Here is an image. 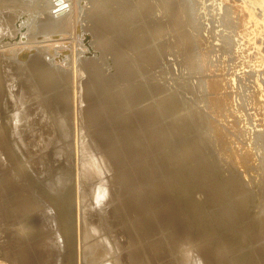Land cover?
Wrapping results in <instances>:
<instances>
[{
  "label": "rangeland",
  "instance_id": "obj_1",
  "mask_svg": "<svg viewBox=\"0 0 264 264\" xmlns=\"http://www.w3.org/2000/svg\"><path fill=\"white\" fill-rule=\"evenodd\" d=\"M81 1L83 0H67L66 4L74 7V13L70 16V18H68V20L64 22L61 30L64 29L63 26L69 21V19L71 22V29L75 23L77 24L79 22L83 23V25L85 26H88L90 24L89 23L90 16L88 15L91 14V12L93 13L97 9H100L93 3L92 0H90L91 3L89 5L90 6L89 9H92V11L88 10V12H86V8L81 4ZM182 1L180 2V0L179 1L177 0V2L175 3L174 0L173 1L169 0V2H167V4H169L168 6L169 8L170 6H175V8L173 7L170 9L168 8L169 11L171 10V12H173L175 11V9L176 11L183 10L182 12L180 11L182 14H176V15L162 14L161 12L160 14H158L159 12L157 11L156 12L157 14H151V16L148 17V18L153 17L154 19L156 17L155 21L158 20L160 21L158 28L159 34L156 36V38L154 37L151 38V40L154 39L153 41H150L148 39L147 45L143 46V47H149V46L154 47V53L152 54V57H150L149 52H147L146 54L143 52L139 54L137 53L138 56L136 57H138V60H135V62L141 63V65H143L142 67H145L143 73L144 76L143 75L141 76V74L138 72L133 74L134 76L132 81L135 83V86H137V89L135 91H132V94L133 92H137L138 96L131 95L132 96L131 97L130 94L121 91L122 93H120V96L117 97L114 94L115 93L114 90L117 87V85L121 84L122 82L119 83L115 81L112 82L109 81V82H102L101 84L99 82H95V85L94 84L92 85L90 84L91 82H89L88 79H86L85 81L86 78L85 75L88 74L85 71L86 72V73L84 72L85 75H82V77L80 75L78 77L79 79L78 82H80L82 78H83L82 80L84 81V82L81 81L82 83L80 82L81 84L77 86L79 89L78 88L75 89L76 82L74 83V91L76 92V93L74 92L75 94L74 96L75 98L77 97L79 99L74 100L75 104H73L70 107L62 108L60 104V100L55 99L57 98V96L54 95L53 91H51L52 93L51 95L49 90L47 92L46 91L43 92L45 93L43 94L44 97L47 95L45 98L42 96L41 93L37 91L35 93L36 95L34 93L28 94L26 96V99L28 100L22 99L23 97L21 96L22 101L20 99L19 103L17 104L15 101L16 107L14 109L17 110L18 108L19 110H22V113L23 111L24 112L26 111L27 113V114L23 113L24 116L22 117V121L24 122H22L21 120L10 122V120H8L9 118L5 116L6 113L8 112V106H6L7 108L6 112L1 111L2 108H0V123L3 122V118L4 120L6 119L9 122V126L7 127V129L3 128V126H0V134L3 136V139L0 138V199H1L0 200V220H1L0 221V261H1L0 264H131V262L132 264L135 263L136 264H167V263L168 264H231V262L235 258H237L238 255L244 256L246 257V259L250 258L248 259V264H258V262L259 264L261 263L264 264V261H261L264 260V258L260 259L262 253L258 250L259 248L264 247V235H262L264 234L262 233L264 232V230H262L261 228L262 226H264V223H262L264 222L262 221L264 220V218L262 219L260 218V217H264V213H262L264 212V201L261 202V200H264L262 199V195H264L262 194L264 193V191L262 190L264 189H261L264 188V186H261L264 185V182H261L262 180H264V177H261L264 176V174H262L264 173L262 172L264 170L260 171L261 169H264V167H262L264 166V164H262L264 163V156H262L264 155V103L260 104V102H264V62H262L264 61V14H261L264 13V9L260 8V6L258 5L251 4V6H249V9H253V10H250L251 14L249 15L246 14L247 16H249L246 17L243 11L244 9H246V7H248L249 0H245V1L244 0H239V1L238 0H216V1L186 0L185 2L187 4H185L184 1L183 2ZM95 3L98 4L99 6V2L97 0ZM180 3L181 4L184 3L185 5L182 4L183 6H181L182 8H180ZM243 3H245V5ZM220 4L222 7L220 6ZM43 7H45V3H43L42 0H0V15L19 14L23 18H27L26 29L28 30V34H30V38H27V41L31 44L33 40H35V38H32L33 35L34 36L46 35L45 33L52 31L49 29L40 28V25L47 20L46 17L47 14L44 11L45 8ZM183 7L184 9L188 8L189 10L186 9L184 11ZM255 12L257 14H255ZM258 13H260L262 17L260 16V14L258 15ZM257 16L259 17V19L261 17L259 22ZM242 18L244 22L242 21ZM152 19L150 20L153 21L154 19L153 20ZM255 20L258 23H262V25L260 24L262 28L258 23L256 24ZM249 26L256 29L252 30ZM246 30L249 33V37H247L248 33L246 32ZM251 32L253 34L255 33V35H253ZM1 34L2 33H0V35ZM70 34L71 33L64 34V36L68 37L70 36ZM17 36L18 34L15 35L12 39L19 40V36L18 38ZM83 36H84L83 34L79 35V41H80L79 44L85 42L84 41L85 38ZM244 36L247 37V40L246 37ZM251 36L252 39L250 43ZM253 37L255 40L257 39V41H255ZM5 39H7V37H3V39L0 40L5 41ZM91 39L92 36L90 35L89 37L86 38V42L88 41L91 42L90 41ZM253 43H255L254 44L256 45L255 47ZM85 47L86 48H79V46H77V49H80L79 51L83 52L84 56L85 55L86 57L89 56V58H92L94 62H96L97 64L99 63L98 67L97 66H94L95 68L91 67L90 71H92V73L101 70L103 72L105 71L106 74H112L116 71L117 62H115L116 60L111 53L108 52L110 54L109 55L107 51H104V49L101 50L99 48V45L94 46L92 45V43H90V47L88 46ZM189 47L191 48L189 49ZM7 57L8 56H6V59ZM195 57H198L200 59ZM9 58H11L12 60L9 61ZM14 60L16 59H13L12 57H8L7 62L8 63L10 62L11 64L12 61L13 62L12 65H15V62L16 64L21 63L17 60L16 61ZM24 62L26 61H23V63ZM137 63L133 68H131L132 70H135L138 65L141 66L140 64ZM145 63H147L149 66ZM196 63L199 68L195 66ZM198 63H200V65ZM93 65L96 64L94 63ZM112 66L114 69L112 68ZM62 67H65V69ZM62 67L58 65L56 66L55 64L52 65L51 63H49V65L43 64L42 66H40V68L43 70V78L46 84L48 85V87L58 86V85H62L64 87L65 85L67 86V90H66L67 94H70L72 93L70 87V81H69L71 78L68 80L65 78H68V76L73 75L75 72H77V70L73 73L72 66L70 67L62 66ZM146 69L148 72L146 71ZM25 71L28 72V74ZM18 72L20 73V76L17 75ZM3 73L4 72L0 70V78L3 82V87L0 88V95L1 93H4L6 89L5 86L7 83H8L7 85H10L11 88H13L15 85L20 83L21 80L22 82L20 84H23L26 80L30 82L31 80H33V75H31L32 73L29 71L28 68H26L24 72L23 70L19 71L16 68V70L11 75L12 78L11 77H10L11 79L9 78L10 80L7 79V76H5V74ZM145 73H147V75H145ZM151 73L154 74L148 75ZM200 73H202L203 75ZM14 75H16L15 77L17 78L13 77ZM4 76L6 77L7 80H9L7 81V83ZM30 77L32 79H30ZM15 79L17 81L16 82L17 84L15 83ZM214 79L216 80L227 79V80L224 81L226 83L222 81L225 85L222 84L220 90L218 88L216 89V87L214 89V85L211 83V80ZM202 80L204 81L202 82ZM145 82L146 84H144ZM20 84H18L14 88L18 87ZM96 84L98 86H102V90H103L98 94H96L94 91L96 88ZM156 84L158 86L157 91H155V89L151 90L152 92L150 90H146L149 86L151 85L156 86ZM58 89L62 90L61 86H58ZM80 90L82 91V93L80 92ZM19 92H21V90H19ZM78 93L80 94L78 95ZM23 94L24 92L22 91V95ZM210 95L211 97H209ZM53 96L54 98H52L53 99L52 100L51 97ZM80 96L82 98V101L80 100ZM82 96L85 98V100ZM215 96L216 98H214ZM220 96H224L225 98L229 99L230 103L227 105L229 106L228 107L229 109L226 108L228 109L226 110L228 112L223 111L224 113L217 114V107H215L217 105L216 99H218ZM211 98L214 101L213 105L211 103L212 102ZM14 99L17 100V98L15 97ZM45 99H48V101H50L51 104L50 106H48L49 105L48 101ZM34 100L37 101L36 104L40 103L36 106L37 108L35 107L36 104ZM29 101H31V103ZM99 101L100 103L101 102L104 103L105 106L101 107L102 105L99 103ZM232 101L235 103H233ZM256 101L258 103H256ZM209 103L213 106L212 108H210L211 105ZM214 103L216 105H214ZM11 104L12 103L9 102L8 105L11 106ZM41 104H45V106ZM79 105H81L80 108ZM18 106L22 109H20ZM24 106H27L29 109L27 107L23 109ZM39 106L42 107L44 106L43 107L44 109L41 107L40 112H36V110L39 111L40 108ZM46 107L49 110L52 107L51 111H48ZM86 107L87 109H85ZM204 107H206L205 110L203 109ZM96 108L97 110L98 108H100L101 111H105V114L107 115H102V117H100V119L97 122L96 120L93 119L95 122L94 123L92 122V117L94 118L96 113L100 111L98 110L96 112ZM46 109L48 114L51 115V118L48 114L45 113ZM84 110H86L87 114H89L88 116L85 113H83L84 115L82 116V112H84ZM41 112L45 114L44 115L45 117L48 116L49 119L42 116ZM225 112L226 113L231 112L230 113L231 115H228ZM36 113L37 115L40 114L39 115L40 118L32 117V115L34 116L36 115ZM54 113H56V115ZM222 114L224 116L221 117ZM26 115L29 117H27ZM217 115H220L219 116L220 118H218ZM30 116L33 119L35 118V120L37 121L34 122L35 124H30L31 123ZM23 118L26 120H24ZM86 118L88 119L91 118V120H88L90 121L89 123L86 122L87 121ZM119 118H121V120L123 121H121ZM27 119H29L28 120L29 122L27 121ZM33 119L31 121H34ZM118 119L119 122H117ZM200 120L204 124H202ZM219 120L220 122H218ZM53 121L56 122H54L53 124L52 123ZM16 122L19 125L21 123L20 127H18L19 125L16 124ZM27 122L29 125L27 124ZM223 122H225V125ZM12 123H14V125ZM46 123H49L48 125L50 126L47 125L44 126ZM51 123L53 124V126H51ZM86 123L87 124L91 123L92 124L90 125L91 127ZM58 124L59 125L61 124L63 128H66V130H68L67 128L72 126L70 127L72 128V131L62 135L61 133L62 129L61 127L59 128V126H57ZM24 127H26L27 129ZM43 127H48L45 128L48 131H50L49 128L52 127L50 128L52 132H55L56 130L55 133L51 134V136H56L51 138L52 142L51 139L50 141L49 140L44 141L43 139L40 138L41 135H44L43 133L47 131ZM120 127L122 128L120 129ZM19 128L20 129L24 128V129L20 130ZM38 128L40 129L39 131L40 133H38L37 131ZM41 128L42 130L43 129L45 130V131L43 130V133H41L42 132ZM102 128L104 129V132ZM243 128H244V132L246 129L247 131L249 130L247 132L248 134L242 133L243 131L241 132ZM16 131L18 135L17 133H15ZM105 131H107L106 135L108 133L107 138L105 137L106 136L105 134L104 135L101 134L102 132L105 133ZM220 132L222 134H220ZM215 133L217 134L219 133L220 136L226 134L224 137L222 136V138H225L227 136L229 139H231L232 142L234 141L235 143L234 142L233 143L235 150L238 148L246 149L248 147L249 150L251 151V155L255 156V157L253 156L254 161L252 165L254 164L256 166L257 164L261 163V165H259L261 169L258 165H257L258 167L257 166L255 167L253 165L248 169L246 168V171H248V175L246 174L247 172L243 174V172L245 171L244 168L242 169L241 166L237 167L236 164L231 162L232 161L231 152H228V154L226 152L227 151L226 148L229 144L227 145L225 144V141H221L220 140L221 137L219 136V134L216 136ZM252 133L253 134L255 133L254 134L255 136ZM37 134L40 136L38 137ZM89 134L90 136H88ZM243 134L245 135L243 136ZM36 135L38 138H36ZM246 135L247 136L249 135L250 140L246 138L247 137ZM14 136L15 139H13ZM91 136L95 137L94 139L95 140L97 139V141L91 139L90 138ZM218 136L220 137L219 139ZM17 137L19 139H17ZM213 137H216V139L213 140ZM23 138L27 140L26 141L27 143L24 142L23 144L24 141ZM54 138L56 139V141H54L55 140ZM87 138H90L91 141ZM253 138L256 140H254ZM20 139L23 141H21ZM247 139L248 142L250 141L249 143L248 142L246 143ZM92 140L94 141L93 143ZM219 144L220 146H218ZM246 145H250V146L246 147ZM242 146H245L246 148ZM6 149H8L9 154H7ZM189 149H192L193 153ZM111 150H116V152L118 151L117 154L119 155V158L115 165H113V163H111L108 159L107 161L104 159V162L106 161L105 163L102 162L103 161L102 158L105 157L103 153L105 154V152ZM183 151L184 152L188 151L187 152L188 156ZM220 151L222 152L220 153ZM224 151L226 152V154H224ZM190 152H191L190 155L191 157L188 154ZM237 152H239V150ZM101 155H103V157ZM219 155L221 156V158ZM100 157L102 160H100ZM183 161L185 162V164ZM255 161L257 164H255ZM107 162L108 165H106ZM252 167L254 168L255 171L253 170ZM240 171H241V175H239ZM128 175L131 177V181L125 182V176ZM257 175L260 177L258 178ZM183 176L188 177V181L190 182V186H189L190 188H188V190L189 191L191 190L190 192L192 193V197L194 199H199L198 201H200V199H204L205 190H207L209 187H212V185L223 186L225 183H228L226 182L227 178L228 180H232V181L234 180V183H236L235 180H237V183L235 184L236 185L235 190H231L229 188V185L232 184L231 182L229 184H225L224 185L225 189L223 191V196L225 195L224 197L222 196L221 198H219V200L217 201L215 200L209 205L202 204L201 207L202 209L199 208L196 212L193 211L190 214L188 211L185 210V204L187 205V203L184 204V202L181 200L182 198H180V196L182 197L183 195L181 190H178L177 188V186L179 187L180 180L184 178ZM10 179L14 181L16 186L15 185L13 186ZM121 180L124 181L122 182ZM161 180L163 181L165 180V181L161 182ZM250 180L251 182L253 181L254 183L253 182L251 183ZM169 181L171 182L169 183ZM248 181L249 183L248 185H246L247 184L246 182ZM244 184L246 185V187ZM256 186L258 188L261 186V188L258 189ZM249 187H251L252 190H249L250 189ZM131 189H134L136 194H138L140 197L147 196L148 198H150L149 194H151L152 192L154 195V191L157 194L166 195L167 196L166 199L163 197L162 199L159 198V200L156 203L165 204L166 206H172L173 209H177L179 211V217L173 218L172 215H170V212L168 210H165L163 212L169 215L170 222L169 221H167L166 223L163 222V224L157 223L158 226L157 228H154L153 230L154 232L153 231L148 232L146 230V226L144 223V219H145L144 215L137 207L132 208V206L130 205L131 199L128 200L129 198L128 195ZM253 189L255 192L254 194H252ZM260 189L262 193L259 191ZM255 190H258L260 193L258 191L256 192ZM134 191H131L130 193L135 194ZM163 191L166 194L163 193ZM28 193L35 198H32ZM246 193L248 195L250 194L249 196L248 195L245 196L247 198L243 196V194L246 195ZM251 194L254 196L251 197L252 196ZM258 194L260 195L262 194V195L260 196ZM13 195L16 197L15 199H17L18 196H20L21 200H22L21 196L25 195L23 200L28 201V202L24 201L25 204L28 203L25 205V207H27V205L29 206L30 204L33 206L32 207L30 205V207H27L31 209L33 208L32 209L33 212L30 211V215L28 216V218L24 216L25 215L24 211L23 213H21L22 212L21 210L25 208L23 206V202L21 203L22 205L19 206L20 203L19 201L18 203L19 207L17 206V203H15V200L14 203L12 202L14 199V197H12ZM240 195L243 197L241 198ZM257 195L260 196L261 198L257 197ZM26 197L27 198L31 197L30 198L31 203L28 200L29 198L26 199ZM250 197L255 200H251ZM148 198L147 200H149ZM257 198H259V200ZM32 199L33 202L35 201L33 204H32ZM245 199L246 200L250 199L253 204L250 202V200L248 202ZM18 200L19 198L17 199V202ZM239 200L246 201L247 205L246 203L243 204ZM238 201H239L238 203L239 205H234ZM11 202H12V206L10 204ZM157 204L155 203L152 204V208L160 207L159 205L156 206ZM176 204L178 205L176 206ZM181 204L183 206H181ZM228 205L230 207H228ZM252 205L253 207H251ZM36 207L38 208L36 209ZM61 207L63 208L60 209ZM177 207H179L181 210ZM224 209L225 211L230 210L232 213L236 215V218L234 219L230 218L228 221L223 220L222 223L229 224L230 225L229 228L232 227L235 229L238 228L237 230L240 233L241 240L240 243H238L236 246L241 244L242 245L238 247L234 246V248H238V249H233L234 251L232 250L231 253L232 257L217 258L216 254L217 255L219 254L218 251L209 252L207 249L209 247L208 245L210 238H206L205 236L197 232L198 234L197 233L193 234L195 238L192 237L193 238L192 240L190 235L188 234L189 225L190 222H192L193 220H198L205 215L208 214L210 216H212L211 214L219 215L218 214L219 211L222 210L221 213H223ZM61 211L64 212L62 217L60 215ZM241 211H245V213L244 215L240 214L241 216L240 217L238 212L240 213ZM256 211H258L262 216H260L259 213L256 215L257 213ZM184 212H185V217L187 214L190 217L187 215V217L189 218L187 217L185 218L183 214ZM154 215L158 216L159 212H156ZM151 217L153 218V215ZM260 220L262 222H260ZM185 223L187 224L186 226ZM83 225L85 226L84 228L88 230L87 233L88 237L86 238H83L82 236ZM259 225L261 226L259 227ZM180 227L181 229H179ZM223 230L219 232L222 233ZM256 230L257 232L255 233ZM174 232L175 233L179 232L178 235H180V237L177 234H175V236L177 235L181 241L176 240L178 239V237L176 236L177 237L176 238L174 235L173 236L175 237L176 241L173 240L172 233ZM219 232L214 233L212 237L215 236L214 238H216L217 236H220ZM244 232L247 233V234L245 233L246 236ZM171 237H172V241H171ZM89 240L92 241V242L90 241V243L93 245V248L95 249L94 251L95 255H89L88 257L82 259V257L84 256L83 253H81L82 252L81 250H83V246L86 244V241L89 242ZM177 241L178 243H176ZM83 242L85 243L84 245ZM40 243L46 247L47 252L46 250L39 252ZM175 243L176 245L177 244L178 245L174 246ZM25 246L30 249L32 248L33 250H29ZM34 246L36 247L37 250L34 248ZM23 247L25 248L23 249ZM78 248H80V250H78ZM25 249L29 250L31 253L36 250L37 254L39 253L41 254H39L38 256L35 255L36 258L31 260L30 258L26 257V255H24L26 251ZM35 252H33L32 254H35ZM78 252L80 253V255ZM203 252L204 254H202ZM42 254H44L43 256L45 257H41ZM132 255L133 257H131ZM37 258H39V260ZM127 258L130 259L128 260ZM231 258H233V260ZM146 260H148L147 263Z\"/></svg>",
  "mask_w": 264,
  "mask_h": 264
},
{
  "label": "bare ground",
  "instance_id": "obj_2",
  "mask_svg": "<svg viewBox=\"0 0 264 264\" xmlns=\"http://www.w3.org/2000/svg\"><path fill=\"white\" fill-rule=\"evenodd\" d=\"M43 1V3H45V7H43V8H45L44 9V11L46 12V17H47V20L43 23V24H41L40 25V28L41 29H43V28H45V29H49V30H52V31H50V32H48V33H45L46 35H41V36H39V35H36V36H34L33 35V37L32 38H35V40H33V42L30 44L28 41H27V38H30V34H28V30L26 29V24H27V18H23V17H21V15H16V14H2V15H0V33H2L1 35H0V39H3V37H7V39H5V41H1L0 40V63H1V66H0V70H2L4 73L3 74H5V76H7V79H9L10 77H11V75H12V73L16 70V68H17V70H19V71H22L23 70V72H24V70L26 69V68H28L29 69V71L32 73L31 75H33V80H31V82L30 81H28V80H26L23 84H20L21 82H22V80H21V82L20 83H18V84H20L18 87H16V88H14L15 86H17L18 84L16 83L17 81H16V79H15V83L17 84V85H13L12 87L13 88H11V86L10 85H7L8 83H7V81H9V80H7L6 79V77H5V80H6V86H5V91H4V93H1V95H0V108H2L1 109V111H7V108H6V106H8V112L6 113V115L5 116H7L8 118V120H10V122L12 121H19V120H21L22 121V117L24 116L23 115V113H26V111L24 112L23 111V113H22V110H19L18 108H17V110H15L14 108L16 107V104L17 103H19V101H20V99H21V96L23 97L22 99H25V100H28V99H26V96L28 95V94H30V93H36L37 91L39 92V93H41L42 94V96H43V94H45V93H43L44 91H49L50 93H51V91H53L54 92V95L55 96H57V98H55V99H57V100H60V104H61V107L62 108H66V107H70V106H72L73 104H75V102H74V100H76V99H79V98H75V94H74V83L76 82V85H75V89H77L78 87V85L79 84H81L82 82L81 81H83L82 79H81V83L80 82H78V77L81 75V77H82V75H85L84 74V72L86 71L88 74L87 75H85L86 76V78H85V81H86V79H88V81L89 82H91L90 84H94L95 85V82H99L100 84L102 83V82H109V81H115V82H122L121 84H119V85H117V87L115 88V90H114V94H115V96H117V97H119L120 96V93H122L121 91H123L124 93H127V94H130V96L132 95H137L138 96V93L137 92H133V94H132V91H135L136 89H137V86H135V83L132 81L133 80V74L134 73H136V72H138V73H140L141 74V76L143 75L144 76V70H145V67H142L143 65H141V63H137V62H135V60H138V57H136V56H138L137 55V53L139 54V53H147V52H149L150 53V57H152V54L154 53V47H152V46H149V47H143V46H145V45H147V43H148V39L150 40V41H153L154 39H152L151 40V38L152 37H154V38H156V36L159 34V30H158V28H159V23H160V21L158 20V21H155V19H156V17H155V19L153 18V17H151V18H148V17H150L151 16V14H157L156 12L158 11L159 13L158 14H160V12L162 13V14H182L181 12L183 11V10H180V11H176V9H175V11H173V12H171V10L169 11L168 10V6H169V4H167V2H169V0H97L98 2H99V6H98V4H96L95 2H96V0H92L93 1V3L97 6V7H99L100 9H97L95 12H91V14H89L88 16H90V18H89V25L88 26H85V25H83V23H75L73 26H72V29H71V22H70V19H69V21L63 26V28L64 29H62L61 30V28H62V25L64 24V22L66 21V20H68V18H70V16L74 13V7L73 6H69L68 4H66V2H67V0H42ZM173 1V0H172ZM179 1V0H178ZM182 0H180V2H181ZM184 1V3L185 4H187L185 1L186 0H183ZM182 1V2H183ZM204 1V0H203ZM216 1V0H215ZM239 1V0H238ZM245 1V0H244ZM174 2L176 3L177 2V0H174ZM190 2V1H189ZM242 2V1H241ZM90 3H91V1L90 0H83V1H81V4L86 8V12H88V10H90V11H92V9H89V5H90ZM184 3H182L183 5H185ZM222 3V2H221ZM224 3V2H223ZM181 3H180V8H182L181 6H183ZM225 4V3H224ZM244 5H245V3H243ZM242 4V5H243ZM249 5H248V7H246V9H244V11H243V13H244V15H249V14H251V11L250 10H253V9H249V6H251V4L252 5H258V6H260V8H262V9H264V0H249V3H248ZM199 5V4H198ZM197 5V6H198ZM247 5V4H246ZM188 6V5H187ZM220 6H221V4H220ZM175 8V6H170V8ZM186 7V6H185ZM222 7V6H221ZM244 7V6H243ZM254 7V6H253ZM257 7V6H256ZM169 8V9H170ZM200 8H202V7H200ZM183 9H184V7H183ZM186 9H188V8H186ZM186 9H184V11L186 10ZM195 9H196V7H195ZM204 9V8H203ZM243 9V8H242ZM257 9V8H256ZM178 10H179V8H178ZM189 10V9H188ZM258 10V9H257ZM216 11V10H215ZM239 11V10H238ZM261 11V10H260ZM184 13V12H183ZM150 14V15H149ZM255 14H257L256 12H255ZM260 13H258V15H259ZM261 14H264V13H261ZM261 14H260V16H261ZM175 15H174V17H175ZM246 15V17H249V16H247ZM254 15V14H253ZM253 15H252V17H253ZM152 16H154V15H152ZM166 17V16H165ZM170 17V16H169ZM244 17V16H243ZM258 17V16H257ZM262 17V16H261ZM261 17H260V19H261ZM154 20H153V19ZM150 19H152L153 21H151ZM178 19V18H177ZM245 19V18H244ZM255 19V18H254ZM259 17H258V22H259ZM172 20H173V18H172ZM256 20H257V18H256ZM256 20H255V22H256ZM178 21V20H177ZM176 21V22H177ZM242 21L244 22V20H243V18H242ZM249 21V20H248ZM248 21H247V23H248ZM181 22V21H180ZM250 22V21H249ZM251 22H252V20H251ZM258 22H256V24L258 23ZM245 24V23H244ZM259 25L261 24L262 25V23H258ZM177 25V24H176ZM246 25V24H245ZM250 25V24H249ZM260 25V26H261ZM251 26V25H250ZM249 26V27H250ZM253 26V25H252ZM255 26V25H254ZM259 26V27H260ZM247 28V27H246ZM252 30L253 29H256V28H252V27H250ZM258 28V27H257ZM261 28H262V26H261ZM69 29H71V30H69ZM242 29H243V27H242ZM245 29V28H244ZM247 30H249V29H247ZM246 30V32L248 33V31ZM251 31V30H250ZM258 31V30H257ZM242 32H243V30H242ZM255 32H256V30H255ZM260 32V31H259ZM69 33H71L70 34V36H68V37H70V38H68V37H65L64 36V34H69ZM246 33V34H247ZM252 33V32H251ZM251 33H250V35H251ZM262 33V32H261ZM18 34V36H19V40H13L12 38L15 36V35H17ZM81 34H83L84 36V38H85V42H82V43H80L79 44V35H81ZM253 34V33H252ZM49 35V36H48ZM92 36V39L90 40L91 42H86V38L87 37H89V36ZM248 35V36H247ZM246 36L247 37H249V33L247 34ZM253 35H255V33L253 34ZM18 36H17V38H18ZM246 36H244V37H246ZM261 36V35H260ZM74 37H75V40H74ZM247 37H246V40H247ZM16 38V37H15ZM14 38V39H15ZM16 38V39H17ZM73 38V39H72ZM239 38H241V37H239ZM236 39V38H235ZM237 39H238V37H237ZM251 39H252V36H251V38H250V43H251ZM253 39H254V37H253ZM245 40V41H246ZM255 40V39H254ZM254 40H252V41H254ZM249 41V40H248ZM247 41V42H248ZM255 41H257V39L255 40ZM243 42V41H242ZM260 42V41H259ZM90 43H92V45H94V46H97V45H99V48L101 49V50H103L104 49V51H107V53L109 52V53H111L113 56H114V58H115V62H117L116 63V71L114 72V73H112V74H106L105 73V71L103 72V71H101V70H98V71H96L95 73H92V71H90L91 70V67H94V66H97L98 67V65H99V63L97 64L96 62H94L93 60H92V58H89V56H87L86 57V55L84 56L83 55V52H81V51H79L80 49H77V46H79V48H86L85 46H88V47H90ZM237 43V42H236ZM153 44V43H152ZM245 44V43H244ZM255 43H253V45H254ZM149 45V44H148ZM251 45V44H250ZM252 45V46H253ZM235 46V45H234ZM256 45H254V47H255ZM241 47V46H240ZM248 47V46H247ZM251 47V46H250ZM191 47H189V49H190ZM237 48H238V46H237ZM257 48V47H256ZM244 49V48H243ZM247 49V48H246ZM255 49V48H254ZM157 50V49H156ZM140 51V52H139ZM159 51V50H158ZM236 51V50H235ZM243 51V50H242ZM247 51V50H246ZM253 51V50H252ZM251 51V52H252ZM124 52H126V53H124ZM161 52V51H160ZM188 52V51H187ZM201 52V51H200ZM204 52V51H203ZM108 53V54H109ZM193 53V52H192ZM249 53V52H248ZM253 53V52H252ZM160 54H162V53H160ZM110 55V54H109ZM156 55V54H155ZM189 55V54H188ZM247 55V54H246ZM6 56H8V57H12L13 59H16L17 61H19V62H21V63H17L16 64V62H15V65H12L13 64V62L11 61V64H10V62L8 63L7 62V60H8V57H7V59H6ZM196 56V55H195ZM245 56V55H244ZM250 57V56H249ZM146 58V57H145ZM144 58V59H145ZM195 58H198V57H195ZM254 58V57H253ZM111 59V58H110ZM142 59V58H141ZM198 59H200V58H198ZM249 59V58H248ZM262 59V58H261ZM10 60H12L11 58H9V61ZM16 60H14V61H16ZM143 60V59H142ZM160 60V59H159ZM23 61H26V62H24L23 63ZM113 61V60H112ZM112 61H111V63H112ZM144 61H146V60H144ZM196 61V60H195ZM248 61V60H247ZM246 61V62H247ZM260 61V60H259ZM45 62V63H44ZM51 63L52 65L53 64H55L56 66L58 65V66H60V67H62V66H72V72L74 73L76 70H77V72H75V73H77V74H73V75H70V76H68V78H65V79H70L69 81H70V87H71V90H72V93H70V94H67V92H66V90H67V86H65L64 85V87L62 86V85H58V86H61V89L62 90H60V89H58V86H51V87H48V85L46 84V82H45V80H44V78H43V70L40 68V66H42L43 64H48L49 65V63ZM129 63V65H128V63ZM143 62V61H142ZM152 62V61H151ZM201 62V61H200ZM262 62H264V61H262ZM96 64V65H93V64ZM136 63L137 64H140L141 66H137L136 67V69L135 70H132L131 68H133L135 65H136ZM154 63V62H153ZM152 63V64H153ZM158 63V62H157ZM251 63V62H250ZM259 63V62H258ZM145 64H147V63H145ZM199 65H200V63H198ZM203 64V63H202ZM205 64H207V63H205ZM261 64V63H260ZM148 65V64H147ZM246 65V64H245ZM249 65V64H248ZM255 65V64H254ZM108 66V65H107ZM114 66V65H113ZM113 66H112V68H113ZM149 66V65H148ZM196 67H198L197 66V63H196V65H195ZM202 66V65H201ZM241 66V65H240ZM130 67V68H129ZM188 67V66H187ZM254 67V66H253ZM62 68H64L65 69V67H62ZM66 68H68V67H66ZM95 68V67H94ZM192 68V67H191ZM199 68V67H198ZM203 68H205V67H203ZM15 69V70H14ZM68 69H70V68H68ZM100 69V68H99ZM114 69V68H113ZM150 69V68H149ZM206 69H207V67H206ZM196 70V69H195ZM146 71H147V69H146ZM150 71V70H149ZM200 71V70H199ZM207 71V70H206ZM206 71H204V72H206ZM26 72V71H25ZM61 72V71H60ZM85 72V73H86ZM109 72V71H108ZM148 72V71H147ZM201 72V71H200ZM19 73V72H18ZM17 73V75H19L20 76V73L18 74ZM27 74H28V72H26ZM62 73V72H61ZM64 73V72H63ZM16 74V73H15ZM24 74V73H23ZM26 74V75H27ZM30 74V73H29ZM65 74V73H64ZM154 74V73H153ZM152 73L151 74H148V75H153ZM200 74H202V73H200ZM206 74V73H205ZM145 75H147V73H145ZM203 75V74H202ZM207 75V74H206ZM211 75V74H210ZM217 75V74H216ZM16 75H14L13 77H15ZM136 76V75H135ZM220 76V75H219ZM66 77H67V75H66ZM224 77V76H223ZM15 78H17V77H15ZM23 78H24V75H23ZM29 78V77H28ZM28 78H26V79H28ZM76 78H77V80H76ZM206 78V77H205ZM208 78V77H207ZM218 78V77H217ZM22 79V78H21ZM30 79H32L31 77H30ZM110 79V80H109ZM135 79V78H134ZM223 79V78H222ZM220 80V79H214V80H211V83L214 85V89H215V87H216V89L218 88V89H220L221 90V86H222V84L223 85H225L224 83H226V82H224V81H226V80ZM13 80V79H12ZM76 80V81H75ZM91 80V81H90ZM140 80V79H139ZM144 80V79H143ZM250 80V79H249ZM34 81V82H33ZM204 80H202V82H203ZM210 81V80H209ZM215 81V82H214ZM224 83H223V82ZM234 81V80H233ZM10 82H12V81H10ZM84 82V81H83ZM88 82V83H89ZM198 82V81H197ZM14 83V84H15ZM86 83V82H85ZM154 83V82H153ZM152 83V84H153ZM229 83V82H228ZM144 84H146V82L144 83ZM160 84V83H159ZM193 84H195V83H193ZM201 84V83H200ZM12 85V84H11ZM143 85V84H142ZM203 85V84H202ZM207 85H208V82H207ZM227 85V84H226ZM82 86V85H81ZM147 86V85H146ZM161 86V85H160ZM204 86H206V85H204ZM260 86V85H259ZM3 87V82H2V80H1V78H0V88H2ZM80 87V86H79ZM148 87V86H147ZM155 87V88H154ZM242 87V86H241ZM83 88V87H82ZM157 88H158V86H157V84H156V86H154V85H151V86H149L146 90H154L155 89V91H157ZM200 88V87H199ZM198 88V89H199ZM51 89H54V90H51ZM79 89V88H78ZM208 89V88H207ZM213 89V88H212ZM19 90H21V92H19ZM64 90V91H63ZM83 90V89H82ZM93 90V89H92ZM145 90V91H146ZM197 90V89H196ZM22 91L24 92V94L22 95ZM95 93L96 94H98V93H100V92H102L103 90H102V86H98L97 84H96V88H95ZM142 91V90H141ZM140 91V92H141ZM149 91V92H150ZM154 91V92H155ZM200 91V90H199ZM215 91V90H214ZM77 92H79V91H77ZM80 92L82 93V91L80 90ZM152 92V91H151ZM176 92V91H175ZM195 92V91H194ZM213 92V91H212ZM217 92V91H216ZM240 92V91H239ZM76 93V92H75ZM157 93V92H156ZM201 93V92H200ZM204 93V92H203ZM218 93H220V92H218ZM21 94V95H20ZM48 94V93H47ZM80 93H78V95H79ZM241 94V93H240ZM239 94V95H240ZM260 94V93H259ZM36 95V94H35ZM40 95V94H39ZM51 95H52V93H51ZM50 95V96H51ZM83 95V94H82ZM84 95H86V94H84ZM107 95V94H106ZM122 95V94H121ZM222 95V94H221ZM242 95V94H241ZM246 95V94H245ZM33 96V95H32ZM47 96V95H46ZM45 96V97H46ZM123 96V95H122ZM131 96V97H132ZM156 96V95H155ZM195 96V95H194ZM198 96V95H197ZM251 96V95H250ZM261 96V95H260ZM14 97L15 98H17V100H15L14 99ZM44 97V96H43ZM44 97V98H45ZM83 97V96H82ZM209 97H211V95L209 96ZM237 97V96H236ZM27 98H29V97H27ZM31 98V97H30ZM52 98H54V96L53 97H51V99ZM84 98V97H83ZM88 98V97H87ZM206 98V97H205ZM204 98V99H205ZM208 98V97H207ZM213 98V97H212ZM211 98V99H212ZM214 98H216V96L214 97ZM231 98V97H230ZM240 98H241V96H240ZM239 98V99H240ZM252 98V97H251ZM250 98V99H251ZM22 99H21V101H22ZM99 99V98H98ZM142 99V98H141ZM180 99V98H179ZM203 99V100H204ZM210 99V100H211ZM238 99V98H237ZM244 99V98H243ZM246 99V98H245ZM248 99V98H247ZM254 99V98H253ZM260 99V98H259ZM39 100V99H38ZM43 100V99H42ZM45 100H47L48 101V99H45ZM53 100V99H52ZM80 100L82 101V98H81V96H80ZM84 100H85V98H84ZM103 100V99H102ZM113 100V99H112ZM125 100V99H124ZM136 100V99H135ZM146 100V99H145ZM196 100V99H195ZM232 100V99H231ZM256 100V99H255ZM261 100V99H260ZM259 100V101H260ZM15 101H16V104H15ZM18 101V102H17ZM35 101V100H34ZM78 101V100H77ZM87 101V100H86ZM153 101V100H152ZM184 101V100H183ZM216 101H217V105L214 103V105H216L215 107H217V114H221V113H224L223 111H226V110H228L229 108V106H227L229 103H230V100L229 99H227V98H225L224 96H220L218 99H216ZM237 101V100H236ZM247 101V100H246ZM262 101V100H261ZM9 102H11L12 104H11V106H9L8 104H9ZM28 102V101H27ZM30 103H31V101H29ZM36 102L37 101H35V104H36ZM42 102V101H41ZM44 102H46V101H44ZM55 102V101H54ZM57 102V101H56ZM96 102V101H95ZM135 102V101H134ZM201 102V101H200ZM213 99H212V105H213ZM233 102V101H232ZM255 102V101H254ZM43 103V102H42ZM86 103V102H85ZM99 103H100V101H99ZM121 103V102H120ZM202 103V102H201ZM208 103V102H207ZM233 103H235V102H233ZM249 103V102H248ZM251 103V102H250ZM256 103H258L257 101H256ZM255 103V104H256ZM261 103H264V102H260V104ZM23 104V103H22ZM21 104V105H22ZM28 104V103H27ZM38 104H40V103H38ZM38 104H36L35 105V107L38 105ZM47 104V103H46ZM48 106H50L51 104H50V101H48ZM56 104V103H55ZM59 104V103H58ZM102 106L101 107H103V106H105L104 105V103H100ZM134 104V103H133ZM146 104V103H145ZM190 104V103H189ZM210 104V103H209ZM19 105V104H18ZM20 105V106H21ZM31 105V104H30ZM41 105H44L45 106V104H41ZM82 105V104H81ZM81 105H79V108H80V106ZM99 105V104H98ZM147 105V104H146ZM169 105H171V104H169ZM211 105V104H210ZM211 105V107L210 108H212L213 106ZM234 105V104H233ZM242 105V104H241ZM249 105V104H248ZM43 106V107H44ZM56 106V105H55ZM77 106V105H76ZM76 106H75V108H76ZM83 106V105H82ZM86 106V105H85ZM93 106H95V105H93ZM161 106V105H160ZM227 106V107H226ZM19 107V106H18ZM25 107H27V106H24L23 107V109L25 108ZM40 107V108H39ZM38 108H39V111H37L36 110V112H40V109H41V107L42 106H39ZM42 107V108H43ZM57 107V106H56ZM88 107V106H87ZM87 107L85 108V109H87ZM100 107V106H99ZM232 107V106H231ZM230 107V108H231ZM234 107V106H233ZM241 107V106H240ZM20 108V107H19ZM28 108V107H27ZM37 108V107H36ZM47 108V107H46ZM74 108V109H75ZM90 108V107H89ZM138 108V107H137ZM205 108L206 107H204L203 109L205 110ZM226 108H228V109H226ZM20 109H22V108H20ZM29 109V108H28ZM44 109V108H43ZM48 109V108H47ZM47 109H46V114H48V112H47ZM51 109H52V107H51ZM51 109L49 110L48 109V111H51ZM61 109V108H60ZM68 109V108H67ZM94 109V108H93ZM103 109V108H102ZM216 109V108H215ZM234 109V108H233ZM31 110H32V108H31ZM35 110V109H34ZM89 110V109H88ZM98 110H100V108H98ZM97 110V108H96V112L98 111ZM118 110V109H117ZM182 110V109H181ZM210 110V109H209ZM214 110V109H213ZM232 110V109H231ZM42 111V110H41ZM44 111V110H43ZM53 111V110H52ZM81 111V110H80ZM79 111V112H80ZM159 111V110H158ZM173 111V110H172ZM240 111V110H239ZM33 112V111H32ZM76 112V111H75ZM179 112V111H178ZM209 112V111H208ZM214 112V111H213ZM212 112V113H213ZM226 112H228V111H226ZM225 112V113H226ZM34 113H35V111H34ZM42 113V116H44L45 114H43V112H41ZM83 113H85V114H87V112H86V110H84V112H82V116L84 115ZM89 113H92V112H89ZM150 113V112H149ZM160 113V112H159ZM199 113V112H198ZM231 113V112H230ZM230 113H226V114H228V115H231ZM236 113V112H235ZM27 114V113H26ZM32 114V113H31ZM55 115H56V113H54ZM164 114V113H163ZM193 114V113H192ZM209 114V113H208ZM215 114V113H214ZM241 114V113H240ZM2 115H4V114H2ZM30 115V114H29ZM36 115H37V113H36ZM32 115V117H37V118H40V114L39 115ZM49 116H50V118H51V115L50 114H48ZM89 114H87V116H88ZM102 115H107V114H105V111H99V112H97L96 113V115H95V117L93 118L92 117V122H94V120H96V122L100 119V117H102ZM129 115V114H128ZM146 115V114H145ZM144 115V116H145ZM227 115V116H228ZM27 116V115H26ZM25 116V117H26ZM39 116V117H38ZM41 116V117H42ZM81 116V117H82ZM87 116H84V117H87ZM91 116V115H90ZM143 116V117H144ZM162 116V115H161ZM171 116V115H170ZM169 116V117H170ZM173 116H174V114H173ZM176 116V115H175ZM216 116V115H215ZM218 116V118H220L219 116L220 115H217ZM222 116H224L223 114L221 115V117ZM27 117H29V116H27ZM45 117V116H44ZM165 117V116H164ZM164 117H162V118H164ZM178 117V116H177ZM226 117V116H225ZM230 117V116H229ZM228 117V118H229ZM45 118H48V116H46ZM54 118V117H53ZM52 118V119H53ZM150 118V117H149ZM200 118V117H199ZM202 118V117H201ZM208 118V117H207ZM218 118H217V120H218ZM239 118V117H238ZM241 118V117H240ZM24 119V118H23ZM30 119L32 120L33 118H31V116H30ZM49 119V118H48ZM47 119V120H48ZM51 119V120H52ZM61 119V118H60ZM87 119V123H89L90 121H88V120H91V118L90 119H88V118H86ZM94 119V120H93ZM120 120H121V118H119ZM119 119L117 120V122H119ZM185 119V118H184ZM247 119V118H246ZM2 120V119H1ZM24 120H26V119H24ZM29 119H27V121H28ZM30 120V124H35L34 122L36 121L35 120V118L33 119L34 121H31ZM54 120V119H53ZM62 120V119H61ZM203 120V119H202ZM237 120H239V119H237ZM20 121V122H21ZM50 121V120H49ZM60 121V120H59ZM66 121V120H65ZM85 121V120H84ZM103 121V120H102ZM106 121V120H105ZM121 121H123V120H121ZM194 121V120H193ZM201 121V120H200ZM208 121V120H207ZM22 122H24V121H22ZM26 122V121H25ZM29 122V121H28ZM28 122H27V124H28ZM33 122V123H32ZM37 122V121H36ZM39 122V121H38ZM51 122V121H50ZM54 122H56V121H53L52 123L54 124ZM91 122V123H92ZM101 122V121H100ZM114 122H115V120H114ZM181 122V121H180ZM195 122V121H194ZM213 122V121H212ZM218 122H220V120L218 121ZM40 123V122H39ZM51 123V126H53V124ZM86 123V124H87ZM87 124V125H92V124ZM95 123V122H94ZM102 123V122H101ZM105 123V122H104ZM103 123V124H104ZM134 123H135V121H134ZM193 123V122H192ZM201 123H202V121H201ZM224 123V125H225V122H223ZM238 123V122H237ZM240 123V122H239ZM250 123V122H249ZM13 125H14V123H12ZM16 124H18L17 122H16ZM23 124V123H22ZM36 124H38V123H36ZM49 123H46L44 126H50V125H48ZM121 124V123H120ZM199 124H200V122H199ZM202 124H204V123H202ZM253 124H255V123H253ZM19 125V124H18ZM20 125H21V123H20ZM20 125L18 126V127H20ZM26 125V124H25ZM29 125V124H28ZM27 125V126H28ZM190 125V124H189ZM211 125V124H210ZM214 125V124H213ZM228 125V124H227ZM240 125H243V124H240ZM246 125V124H245ZM249 125V124H248ZM258 125V124H257ZM0 126H3V128H6L7 129V127L9 126V122L5 119L4 120V118H3V122H1L0 123ZM57 126H59V128L61 127V129H62V135H64L65 133H69L70 131H72V128H70V127H72V126H70L69 128H67L68 130H66V128H63L62 127V125L60 124H58ZM129 126V125H128ZM135 126V125H134ZM217 126V125H216ZM239 126V125H238ZM260 126V125H259ZM23 127V126H22ZM66 127V126H65ZM83 127V126H82ZM81 127V128H82ZM91 127V126H90ZM197 127V126H196ZM224 127H226V126H224ZM241 127V126H240ZM251 127V126H250ZM255 127V126H254ZM14 128V127H13ZM24 128H26V127H24ZM23 128V129H24ZM36 128V127H35ZM44 129L45 128H48V127H43ZM50 128H52V127H50ZM49 128V130L51 131V129ZM94 128V127H93ZM122 127H120V129H121ZM216 128V127H215ZM15 129H17V128H15ZM20 129V128H19ZM22 129V128H21ZM20 129V130H21ZM22 129V130H23ZM27 129V128H26ZM43 129V130H44ZM54 129V128H53ZM52 129V130H53ZM55 129H56V127H55ZM54 129V130H55ZM64 129V130H63ZM103 129V128H102ZM110 129V128H109ZM119 129V128H118ZM214 129V128H213ZM223 129V128H222ZM246 129V128H245ZM32 130V129H31ZM43 130H42V128H41V133H43ZM45 130H47V129H45ZM44 130V131H45ZM53 130V131H54ZM59 130V129H58ZM85 130V129H84ZM91 130V129H90ZM216 130V129H215ZM217 130H218V128H217ZM251 130V129H250ZM260 130V129H259ZM258 130V131H259ZM15 131V130H14ZM30 131V130H29ZM38 133H40L39 131H40V129L38 128ZM50 131H46L45 133H43L44 135H41V139H43L44 141L45 140H49L50 141V139L51 138H53V137H56V136H51V134L52 133H55L56 132V130H55V132H50ZM61 131V130H60ZM75 131H76V129H75ZM83 131V130H82ZM121 131V130H120ZM128 131V130H127ZM240 131V130H239ZM243 131V132H242ZM249 131V130H248ZM247 131V129L245 130V132H244V128H243V130H241V132L242 133H247L248 132ZM255 131H257V130H255ZM32 132V131H31ZM84 132V131H83ZM103 132H104V129H103ZM101 133V134H105L106 135V132L107 131H105V133ZM156 132V131H155ZM214 132H217V131H214ZM214 132H213V134H214ZM218 132H219V130H218ZM223 132V131H222ZM15 133H17V131L15 132ZM20 133V132H19ZM37 133V132H36ZM76 133V132H75ZM209 133V132H208ZM225 133V132H224ZM240 133V132H239ZM241 133V134H242ZM25 134H27V133H25ZM113 134V133H112ZM216 134V136L219 134H217V133H215ZM220 134H222L221 132H220ZM220 134H219V136H220ZM248 134V133H247ZM253 134V133H252ZM251 134V135H252ZM255 134V133H254ZM253 134V135H254ZM260 134V133H259ZM4 135V134H3ZM17 135H18V133H17ZM20 135V134H19ZM34 135V134H33ZM38 135V134H37ZM37 135H36V138H38L40 135H38V137H37ZM97 135V134H96ZM107 135H108V133H107ZM107 135L105 136L106 138H107ZM226 135V134H225ZM225 135H222L223 137L225 136ZM228 135V134H227ZM245 134H243V136H244ZM250 135V134H249ZM249 135L246 137V138H248L249 139ZM24 136V135H23ZM22 136V137H23ZM43 136V137H42ZM76 136V135H75ZM88 136H90V134L88 135ZM100 136V135H99ZM211 136V135H210ZM218 136V139L221 137L222 138V136H220L219 137ZM255 136V135H254ZM19 137V136H18ZM17 137V139H19ZM21 137V138H22ZM26 137V136H25ZM24 137V138H25ZM35 137V136H34ZM84 137H85V135H84ZM252 137V136H251ZM258 137V136H257ZM0 138H2L3 139V136L0 134ZM23 138V139H24ZM27 138V137H26ZM32 138V137H31ZM30 138V139H31ZM91 139H93L94 141H97V139L95 140L94 138L95 137H90ZM90 138H87V139H89L90 140ZM175 138V137H174ZM183 138V137H182ZM220 138V140L221 141H225V144H229L228 146H227V148H226V152H227V154H228V152H231V157H232V161L231 162H233L234 164H236L237 165V167L238 166H241V168L243 169L244 168V172H243V174L245 173V172H247L246 174L248 175V171H246V168L248 169V168H250L251 166H253L252 165V163H253V161H254V157L251 155V151L249 150V148L247 147V146H250V145H246V147L245 146H242V147H245L246 149H236L235 150V148H234V143L231 141V139H229L227 136L225 137V138H222L221 139ZM13 139H15V136H14V138ZM33 139V138H32ZM55 139V138H54ZM53 139V140H54ZM216 139V137H213V140H215ZM248 139H247V141L246 140H244V141H246V143L248 142ZM254 139V138H253ZM21 140V139H20ZM84 140V139H83ZM92 140V143L94 142ZM183 140V139H182ZM235 140V139H234ZM250 140V139H249ZM254 140H256V139H254ZM21 141H23V140H21ZM27 140H25L24 139V141H23V144H24V142H26ZM39 141V140H38ZM41 141V140H40ZM46 141V142H47ZM54 141H56V139L54 140ZM91 141V140H90ZM98 141H99V139H98ZM112 141V140H111ZM117 141V140H116ZM193 141V140H192ZM196 141V140H195ZM18 142V141H17ZM32 142H33V140H32ZM51 142H52V139H51ZM118 142V141H117ZM176 142V141H175ZM187 142V141H186ZM237 142V141H236ZM241 142V141H240ZM250 142V141H249ZM248 142V143H249ZM253 142V141H252ZM261 142V141H260ZM27 143V142H26ZM50 143V142H49ZM88 143V142H87ZM91 143V144H92ZM244 143V142H243ZM243 143H242V145H243ZM51 144V143H50ZM90 144V145H91ZM98 144V143H97ZM148 144V143H147ZM188 144V143H187ZM205 144V143H204ZM245 144V143H244ZM235 145H237V144H235ZM239 145V144H238ZM252 145V144H251ZM53 146V145H52ZM77 146V145H76ZM99 146V145H98ZM114 146V145H113ZM192 146V145H191ZM202 146H204V145H202ZM218 146H220V144L218 145ZM253 146V145H252ZM260 146V145H259ZM40 147V146H39ZM112 147V146H111ZM110 147V148H111ZM106 148H109V147H106ZM178 148H179V146H178ZM185 148V147H184ZM196 148V147H195ZM220 148V147H219ZM218 148V149H219ZM241 148V147H240ZM197 149V148H196ZM199 149V148H198ZM202 149V148H201ZM212 149V148H211ZM222 149V148H221ZM224 149V148H223ZM250 149H251V147H250ZM253 149H255V148H253ZM252 149V150H253ZM55 150V149H54ZM184 150V149H183ZM191 152H192V149H189ZM194 150V149H193ZM204 150H205V148H204ZM215 150V149H214ZM239 150V152H237ZM256 150H258V149H256ZM260 150V149H259ZM58 151H60V150H58ZM126 151V150H125ZM168 151V150H167ZM196 151V150H195ZM219 151V150H218ZM218 151H216V152H218ZM6 152H7V154H9V151H8V149H6ZM56 152V151H55ZM54 152V153H55ZM118 152V151H117ZM117 152H116V150H111V151H108V152H105V154L103 153V155L105 156L104 158H102L103 159V161L102 162H104V159L107 161V159L111 162V163H113V165H115L116 164V162L118 161V158H119V155L117 154ZM122 152V151H121ZM177 152V151H176ZM184 152V151H183ZM188 152V151H187ZM187 152L185 151L184 153H186V155H187ZM191 152L190 153H188L189 154V156L191 155ZM222 151H220V153H221ZM226 152L224 151V154H226ZM255 152V151H254ZM123 153V152H122ZM178 153V152H177ZM193 153V152H192ZM93 154V153H92ZM126 154V153H125ZM202 154V153H201ZM210 154V153H209ZM219 154V153H218ZM223 154V153H222ZM252 154H254V153H252ZM103 155H101L102 157H103ZM121 155V154H120ZM257 155V154H256ZM259 155V154H258ZM89 156V155H88ZM122 156V155H121ZM188 156V155H187ZM220 156V155H219ZM218 156V157H219ZM262 156H264V155H262ZM55 157V156H54ZM184 157H186V156H184ZM191 157V156H190ZM189 157V158H190ZM200 157H202V156H200ZM121 158V157H120ZM123 158V157H122ZM128 158V157H127ZM139 158V157H138ZM205 158V157H204ZM210 158V157H209ZM220 158H221V156H220ZM89 159V158H88ZM101 159V157H100V160H102ZM195 159V158H194ZM255 159H257V158H255ZM141 160V159H140ZM209 160V159H208ZM105 161V162H106ZM108 161V162H109ZM169 161V160H168ZM204 161V160H203ZM220 161V160H219ZM58 162V161H57ZM100 162V161H99ZM104 162V163H105ZM108 162L106 163V165H108ZM123 162H125V161H123ZM130 162V161H129ZM184 162V161H183ZM182 162V163H183ZM210 162H212V161H210ZM257 162H259V161H257ZM83 163V162H82ZM169 163V162H168ZM84 164V163H83ZM89 164V163H88ZM135 164V163H134ZM184 164H185V162H184ZM224 164V163H223ZM233 164V165H234ZM255 164H257L256 163V161H255ZM262 164H264V163H262ZM100 165V164H99ZM112 165V164H111ZM209 165V164H208ZM212 165H214V164H212ZM232 165V166H233ZM258 166L259 165H261V163H259V164H257ZM256 165V166H257ZM119 166V165H118ZM124 166V165H123ZM185 166V165H184ZM255 166V165H254ZM255 166V167H256ZM257 166V167H258ZM84 167V166H83ZM89 167V166H88ZM92 167V166H91ZM107 167V166H106ZM146 167V166H145ZM180 167V166H179ZM209 167V166H208ZM211 167H213V166H211ZM260 167V166H259ZM262 167H264V166H262ZM97 168H99V167H97ZM160 168V167H159ZM216 168V167H215ZM253 168V167H252ZM251 168V169H252ZM113 169V168H112ZM185 169V168H184ZM239 169V168H238ZM257 169H259V168H257ZM257 169H256V172H257ZM260 169H261V167H260ZM81 170H82V168H81ZM170 170V169H169ZM208 170V169H207ZM216 170V169H215ZM214 170V171H215ZM218 170V169H217ZM221 170V169H220ZM250 170V169H249ZM253 170H254V168H253ZM262 170H264V169H261L260 171H262ZM6 171V170H5ZM4 171V172H5ZM79 171V170H78ZM124 171H126V170H124ZM179 171V170H178ZM235 171V170H234ZM238 171V170H237ZM251 171V170H250ZM255 171V170H254ZM185 172V171H184ZM190 172V171H189ZM192 172V171H191ZM218 172V171H217ZM227 172V171H226ZM225 172V173H226ZM262 172H264V171H262ZM135 173V172H134ZM206 173V172H205ZM228 173V172H227ZM233 173V172H232ZM258 173H259V171H258ZM7 174V173H6ZM79 174V173H78ZM88 174H89V172H88ZM108 174V173H107ZM119 174V173H118ZM172 174V173H171ZM170 174V175H171ZM217 174V173H216ZM224 174V173H223ZM230 174V173H229ZM234 174V173H233ZM236 174V173H235ZM257 174V173H256ZM262 174H264V173H262ZM102 175V174H101ZM186 175V174H185ZM188 175V174H187ZM190 175H191V173H190ZM190 175H189V177H190ZM237 175V174H236ZM235 175V176H236ZM239 175H241V171H240V174ZM260 175H261V173H260ZM109 176V175H108ZM122 176V175H121ZM172 176V175H171ZM205 176V175H204ZM219 176V175H218ZM243 176V175H242ZM258 176V175H257ZM119 177H120V175H119ZM134 177V176H133ZM184 177V176H183ZM234 177V176H233ZM238 177V176H237ZM236 177V178H237ZM240 177V176H239ZM260 176H258V178H259ZM261 177H264V176H261ZM10 178V177H9ZM79 178V177H78ZM181 178V177H180ZM192 178V177H191ZM218 178V177H217ZM219 178H221V177H219ZM141 179V178H140ZM235 179V178H234ZM255 179V178H254ZM11 180V183L13 184V186L15 185L16 186V184L14 183V181H12V179H10ZM111 180V179H110ZM178 180H179V178H178ZM177 180V181H178ZM227 181L226 182H228V183H225V184H229L230 182L232 183L231 185H229V188L231 189V190H235V188H236V183H237V180H235L236 181V183H234V180L232 181V180H228V178L226 179ZM239 180V179H238ZM244 180V179H243ZM259 180V179H258ZM9 181V180H8ZM122 182L124 181V180H121ZM126 181H131V177L128 175V176H125V182ZM137 181V180H136ZM163 180H161V182H162ZM165 181V180H164ZM163 181V182H164ZM213 181V180H212ZM247 181V180H246ZM121 182V183H122ZM145 182H147V181H145ZM171 181H169V183H170ZM192 182H193V180H192ZM239 182V181H238ZM250 182H251V180H250ZM253 182V181H252ZM251 182V183H252ZM256 182V181H255ZM258 182V181H257ZM261 182H264V180H262ZM261 182H260V184H261ZM78 183V182H77ZM109 183V182H108ZM133 183H135V182H133ZM151 183V182H150ZM160 183V182H159ZM169 183H168V185H169ZM209 183V182H208ZM221 183V182H220ZM247 184L246 185H248V183H249V181L248 182H246ZM254 183V182H253ZM8 184H10V183H8ZM8 184H7V187H8ZM127 184V183H126ZM149 184V183H148ZM210 184V183H209ZM222 184H224V183H222ZM224 184V185H225ZM240 184V183H239ZM256 184V183H255ZM86 185V184H85ZM125 185V184H124ZM132 185V184H131ZM147 185V184H146ZM161 185V184H160ZM176 185V184H175ZM224 185L222 186V185H212V187H209L207 190H205V197H204V199H200V201H198L199 199H194L193 197H192V193L188 190V188H190L189 186H190V182L188 181V177H184L183 179H181L180 180V184H179V187L177 186V188H178V190H181V192H182V197L180 196V198H182L181 200L184 202V204L185 203H187V205L185 204V210L186 211H188L190 214L194 211V212H196L199 208H201L202 207V204L203 205H206V204H210V203H212L213 201H217V200H219V198H221L222 196H223V191H224V189H225V187H224ZM245 185V184H244ZM246 185H245V187H246ZM253 185V184H252ZM111 186V185H110ZM114 186V185H113ZM165 186H166V184H165ZM171 186V185H170ZM172 186H173V183H172ZM240 186H242V185H240ZM261 186H264V185H261ZM261 186L259 187V188H261ZM81 187V186H80ZM164 187V186H163ZM194 187H195V185H194ZM257 187V186H256ZM11 188V187H10ZM15 188V187H14ZM112 188V187H111ZM134 188V187H133ZM135 188H136V186H135ZM141 188V187H140ZM165 188V187H164ZM200 188V187H199ZM243 188V187H242ZM250 189L249 190H252L251 189V187H249ZM253 188H255V187H253ZM258 188V187H257ZM256 188V189H257ZM258 188V189H259ZM12 189V188H11ZM18 189V188H17ZM128 189V188H127ZM195 189V188H194ZM261 189H264V188H261ZM261 189L259 190L261 193H262V191H264V190H262L261 191ZM10 190V189H9ZM13 190H15V189H13ZM87 190V189H86ZM106 190V189H105ZM240 190V189H239ZM244 190V189H243ZM242 190V191H243ZM129 191V190H128ZM131 191H134V189H131ZM130 191V192H131ZM137 191V190H136ZM141 191V190H140ZM226 191V190H225ZM237 191V190H236ZM256 192L258 191V190H255ZM258 191V192H259ZM9 192V191H8ZM129 192V198H128V200L129 199H131V206H132V208H134V207H137L138 209H140V211H141V213L144 215V223H145V226H146V230L148 231V232H151V231H153L154 230V228H157V226H158V224L159 223H162L163 224V222L164 223H166L167 221H169L170 222V217H169V215H167V214H165L163 211H165V210H168L169 212H170V215H172V217L173 218H178L179 217V211L177 210V209H173L172 208V206H166L165 204H157L156 202L159 200V198L160 199H162V197L163 198H165L166 199V195H163V194H157V193H155V191H154V195H153V193L151 192V194H149L150 195V198H148L147 196L145 197H143L142 195V197H140L138 194H136V192H135V194L134 193H130ZM240 192V191H239ZM248 192V191H247ZM251 192V191H250ZM259 192V193H260ZM78 193V192H77ZM163 193H165L164 191H163ZM241 193V192H240ZM245 193V192H244ZM255 192H254V189H253V192H252V194H254ZM29 194V193H28ZM155 194H157V195H155ZM166 194V193H165ZM179 194V193H178ZM237 194V193H236ZM251 194V195H252ZM262 194H264V193H262ZM261 194V195H262ZM8 195V194H7ZM30 196H31V194H29ZM28 195V196H29ZM120 195V194H119ZM175 195V194H174ZM238 195V194H237ZM248 194L246 193V195L245 194H243V196L245 197V196H247ZM250 195V194H249ZM248 195V196H249ZM258 195H260V194H258ZM257 195V197H260V196H258ZM25 196V195H24ZM24 196H21V198H22V200L20 199V196H18V198H19V200H18V202H17V199H15L16 197L13 195L12 197H14V199H13V203H14V200H15V203H17V206H18V203H19V201H20V203H19V206L20 205H22L21 203L23 202V206L25 207V205L26 204H28V203H26L25 204V202H28L27 200H23V198H24ZM225 196V195H224ZM223 196V197H224ZM239 196V195H238ZM243 196H241L240 195V197L242 198ZM254 195H252L251 197H253ZM255 196H256V194H255ZM32 197V196H31ZM30 197V198H31ZM178 197H179V195H178ZM197 197H199V196H197ZM197 197H195V198H197ZM250 197V199L251 200H255V199H252ZM29 198V197H28ZM27 197H26V199H28ZM30 198L28 199L29 200V202L31 203V200H30ZM32 198H35V197H32ZM78 198V197H77ZM80 198V197H79ZM147 198L149 199V200H147ZM202 198V197H201ZM245 198H247V197H245ZM249 198V197H248ZM255 198V197H254ZM261 198V197H260ZM229 199V198H228ZM249 199V200H250ZM258 200H259V198H257ZM262 199H264V195H262ZM1 200V199H0ZM35 200V199H34ZM180 200V199H179ZM234 200H235V198H234ZM246 200V199H245ZM249 200H246V201H248L249 202ZM251 200H250V202H251ZM261 200V199H260ZM25 201V202H24ZM164 201V200H163ZM175 201H177V200H175ZM240 202H242L243 204H245L246 203V201H242V200H239ZM239 201L238 202H236L234 205H239L238 203H239ZM262 201H264V200H261V202ZM12 202L10 203L11 204V206H12ZM35 202V201H34ZM33 202V199H32V204L34 203ZM165 202V201H164ZM179 202H181V201H179ZM183 202H182V204H183ZM226 202V201H225ZM224 202V203H225ZM157 204L156 206H160V207H157V208H152V204ZM160 203V202H159ZM176 203V202H175ZM178 203V202H177ZM229 203H230V201H229ZM252 203V202H251ZM9 204V203H8ZM181 204V206H183ZM223 204V203H222ZM232 204V203H231ZM230 204V205H231ZM253 204V203H252ZM259 204V203H258ZM31 205V204H30ZM30 205L28 206L27 205V207H30ZM169 205V204H168ZM178 204H176V206H177ZM246 205H247V203H246ZM261 205V204H260ZM18 206V207H19ZM22 206V207H23ZM32 206V205H31ZM166 206V207H165ZM180 206V205H179ZM222 206V205H221ZM27 207H25L24 209H22L21 207V213H23V211H24V216L25 217H27L28 218V216L30 215V211H32V209L31 208H27ZM33 207V206H32ZM216 207V206H215ZM228 207H230L229 205H228ZM227 207V208H228ZM251 207H253V205L251 206ZM38 207H36V209H37ZM40 208V207H39ZM63 207H61L60 209H62ZM117 208V207H116ZM177 208H179V207H177ZM182 208V207H181ZM245 208V207H244ZM256 208V207H255ZM6 209V208H5ZM12 209V208H11ZM10 209V210H11ZM180 209V208H179ZM202 209V208H201ZM212 209V208H211ZM230 209V208H229ZM262 209V208H261ZM113 210V209H112ZM181 210V209H180ZM219 210V209H218ZM233 210V209H232ZM237 210V209H236ZM252 210V209H251ZM258 210V209H257ZM260 210V209H259ZM35 211V210H34ZM37 211V210H36ZM123 211V210H122ZM139 211V210H138ZM178 211V212H177ZM185 211V212H186ZM222 211V210H221ZM221 211H219V215H215V214H211L212 216H210L209 214L208 215H205V216H203V217H201L200 219H198V220H190V221H192V222H190V225H189V235H190V237H191V239L193 240V238L192 237H194L193 236V234L194 233H197V232H199L201 235H203V236H205L206 238H210L209 239V247L207 248L208 249V251L209 252H216V251H218V253L219 254H221V255H217L216 254V257L218 258V257H225V258H229V257H232L231 256V253H232V250L233 249H238V248H234V246H236L238 243H240V240H241V236H240V233H239V231L237 230V229H235V228H229V224H223L222 222H223V220L224 221H228L230 218L231 219H234V218H236V215L234 214V213H232L230 210H226L225 211V209L223 210L224 212L223 213H221ZM235 211V210H234ZM33 212V211H32ZM93 212V211H92ZM156 212H159V215L158 216H155L154 214L156 213ZM181 212V211H180ZM185 212L183 213L184 214V217H185ZM202 212H203V210H202ZM201 212V213H202ZM207 212V211H206ZM212 212V211H211ZM257 213H256V215L259 213L258 211H256ZM7 213V212H6ZM63 213L64 212H62L61 211V217H62V215H63ZM97 213V212H96ZM168 213V212H167ZM199 213H200V211H199ZM244 213H245V211H241L240 213L238 212V214H239V216H240V214H242V215H244ZM262 213H264V212H262ZM8 214V213H7ZM182 214V213H181ZM197 214V213H196ZM10 215V214H9ZM40 215V214H39ZM59 215V214H58ZM103 215V214H102ZM153 215V218L151 217V216ZM188 215V214H187ZM187 215H186V217H187ZM259 215H260V213H259ZM35 216V215H34ZM37 216V215H36ZM48 216V215H47ZM78 216V215H77ZM180 216H183V215H180ZM189 216V215H188ZM195 216V215H194ZM198 216V215H197ZM260 216H262V215H260ZM39 217V216H38ZM49 217H50V215H49ZM85 217V216H84ZM120 217V216H119ZM185 217V218H186ZM190 217V216H189ZM189 217H187V218H189ZM241 217V216H240ZM32 218V217H31ZM31 218H29V219H31ZM194 218V217H193ZM199 218V217H198ZM237 218H239V217H237ZM261 219L262 218H264V217H260ZM259 218V219H260ZM153 219V220H152ZM38 220V219H37ZM49 220V219H48ZM140 220V219H139ZM177 220V219H176ZM257 220V219H256ZM1 221V220H0ZM131 221V220H130ZM129 221V222H130ZM174 221V220H173ZM252 221H253V219H252ZM262 221H264V220H262ZM261 220H260V222H262ZM37 222V221H36ZM45 222V221H44ZM176 222V221H175ZM186 222V221H185ZM247 222H248V220H247ZM255 222V221H254ZM87 223V222H86ZM158 223V224H157ZM189 223V222H188ZM262 223H264V222H262ZM131 224V223H130ZM129 224V225H130ZM177 224V223H176ZM244 224H245V222H244ZM252 224H254V223H252ZM256 224V223H255ZM80 225V224H79ZM161 225V224H160ZM178 225H179V222H178ZM184 225V224H183ZM182 225V226H183ZM187 224L185 223V226H186ZM242 225V224H241ZM262 225V224H261ZM261 225H259V227L261 226ZM4 226V225H3ZM2 226V227H3ZM162 226V225H161ZM160 226V227H161ZM253 226V225H252ZM258 226V225H257ZM85 226L83 225V228H82V236H83V238H86V237H88L87 236V233H88V230H86V228H84ZM86 227H87V225H86ZM135 227V226H134ZM176 227V226H175ZM159 228V227H158ZM227 228H229V229H227ZM243 228V227H242ZM262 228V230H264V226H262L261 227ZM2 229V228H1ZM179 229H181V227L179 228ZM178 229V230H179ZM223 229H225V230H223ZM247 229V228H246ZM253 229H254V227H253ZM35 230V229H34ZM37 230V229H36ZM87 232H86V231ZM221 230H223L222 231V233H220L221 232ZM11 231V230H10ZM39 231V230H38ZM81 231V230H80ZM220 231V232H219ZM104 232H105V230H104ZM135 232V231H134ZM154 232V231H153ZM216 232H219L220 233V236H217L216 238H214V237H212V235L214 234V233H216ZM241 232V231H240ZM257 232V230L255 231V233ZM260 232V231H259ZM12 233V232H11ZM80 233V232H79ZM137 233V232H136ZM179 233V232H178ZM178 233H172V236L174 235L175 236V234H177L178 235ZM246 232H244V234H245ZM253 233V232H252ZM262 233H264V232H262ZM261 233V234H262ZM185 234V233H184ZM198 234V233H197ZM247 234V233H246ZM246 234H245V236H246ZM79 235V234H78ZM140 235V234H139ZM176 235V236H177ZM262 235H264V234H262ZM261 235V236H262ZM173 236V240H175V237ZM179 237H180V235H178ZM177 236V237H178ZM257 236V235H256ZM258 236H259V234H258ZM80 237V236H79ZM176 237V238H177ZM179 237H178V239H176V240H180L179 239ZM198 237H199V235H198ZM197 237V238H198ZM219 237V238H218ZM139 238V237H138ZM142 238V237H141ZM195 238V237H194ZM196 238V239H197ZM201 238V237H200ZM11 239V238H10ZM9 239V240H10ZM154 239V238H153ZM82 240H84V239H82ZM175 240V241H176ZM15 241V240H14ZM26 241V240H25ZM28 241V240H27ZM90 241L91 240H89V242L88 241H86V244L83 242V250H81L82 252L81 253H83V256L84 257H82V259H84V258H86V257H88L89 255H95V249L93 248V245L90 243ZM171 241H172V237H171ZM175 241H173V242H175ZM181 241V240H180ZM179 241V242H180ZM24 242V241H23ZM92 242V241H91ZM172 242V243H173ZM42 243V242H41ZM40 243V251L39 252H42V251H45L46 250V247L44 246V245H42ZM82 243V242H81ZM176 243H178V241L176 242ZM176 243L174 244V246H177L176 245ZM28 244V243H27ZM39 244V243H38ZM37 244V245H38ZM261 244V243H260ZM46 245V244H45ZM80 245V244H79ZM138 245V244H137ZM242 245V244H241ZM241 245H238V246H241ZM173 246V245H172ZM238 246H236V247H238ZM26 247V246H25ZM25 247H23V249L25 248ZM79 247V246H78ZM132 247V246H131ZM27 248V247H26ZM34 248L36 249V247L34 246ZM48 248V247H47ZM82 248V247H81ZM27 249H29V250H33L32 248L30 249V248H27ZM38 249H39V247H38ZM180 249V248H179ZM205 249V248H204ZM243 249V248H242ZM247 249V248H246ZM26 250V249H25ZM25 250H23V251H25ZM29 250H26L25 251V254L24 255H26V257H28V258H30L31 260L32 259H34V258H36L35 257V255H39V254H41V253H39V254H37V249L35 250V251H33V252H35V254H32ZM78 250H80V248H78ZM171 250V249H170ZM248 250V249H247ZM261 253H262V256H261V258L260 259H262V258H264V247H261V248H259L258 249ZM147 251V250H146ZM193 251V250H192ZM234 251V250H233ZM241 251H244V250H241ZM46 252H47V250H46ZM140 252V251H139ZM194 252V251H193ZM206 252V251H205ZM248 252V251H247ZM5 253V252H4ZM23 253V252H22ZM79 253V252H78ZM201 254V253H200ZM202 254H204V252L202 253ZM215 254V253H214ZM227 254V255H226ZM236 254V253H235ZM44 254H42L41 255V257H45V256H43ZM79 255H80V253H79ZM78 255V256H79ZM129 255V254H128ZM134 255V254H133ZM133 255L131 256V257H133ZM209 255V254H208ZM233 255V254H232ZM6 256V255H5ZM82 256V255H81ZM126 256V255H125ZM124 257V256H123ZM137 257V256H136ZM186 257V256H185ZM22 258V257H21ZM40 258V257H39ZM39 258H37L38 260H39ZM78 258H80V257H78ZM125 258V257H124ZM146 258V257H145ZM150 258V257H149ZM216 258V259H217ZM248 258V257H247ZM9 259V258H8ZM41 259V258H40ZM128 259V258H127ZM130 259V258H129ZM128 259V260H129ZM182 259V258H181ZM185 259V258H184ZM232 260H233V258H231ZM248 259H250V258H248ZM248 259H246V257H244V256H239L238 255V257L237 258H235L232 262H231V264H248ZM36 260V259H35ZM141 260V259H140ZM150 260V259H149ZM171 260V259H170ZM221 260H222V258H221ZM253 260V259H252ZM251 260V261H252ZM14 261V260H13ZM24 261V260H23ZM40 261H42V260H40ZM80 261V260H79ZM145 261V260H144ZM147 261L148 260H146V263H147ZM261 261H264V260H261ZM1 262V261H0ZM4 262V261H3ZM215 262V261H214ZM258 262V261H257ZM26 263V262H25ZM122 263V262H121ZM142 263H143V260H142ZM148 263H150V262H148ZM218 263V262H217ZM220 263V262H219ZM230 263V262H229ZM131 264H132V262H131ZM136 264V263H135ZM168 264V263H167ZM258 264H259V262H258ZM262 264V263H261Z\"/></svg>",
  "mask_w": 264,
  "mask_h": 264
}]
</instances>
